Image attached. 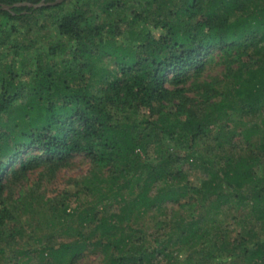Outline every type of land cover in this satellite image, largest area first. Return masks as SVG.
<instances>
[{
	"label": "trees",
	"instance_id": "1",
	"mask_svg": "<svg viewBox=\"0 0 264 264\" xmlns=\"http://www.w3.org/2000/svg\"><path fill=\"white\" fill-rule=\"evenodd\" d=\"M260 115L264 0H0V264H264V137L234 145ZM81 154L72 189L14 196Z\"/></svg>",
	"mask_w": 264,
	"mask_h": 264
},
{
	"label": "rangeland",
	"instance_id": "2",
	"mask_svg": "<svg viewBox=\"0 0 264 264\" xmlns=\"http://www.w3.org/2000/svg\"><path fill=\"white\" fill-rule=\"evenodd\" d=\"M47 17L43 18L41 22H45ZM40 26V23L38 24ZM50 29V28H49ZM47 29L44 28L42 31L39 32V40L41 42H44L45 40L42 38L47 36L48 32ZM38 36V34H37ZM219 51L217 50L214 54L213 61L208 65L207 69L203 73L202 79H209L212 76H219L223 72L224 64L221 63V56L218 53ZM113 62V61H112ZM223 62V60H222ZM108 64L112 65L111 61H107ZM104 63V64H107ZM262 115L258 117H252V116H245L244 119L242 120L243 123L241 124L238 122V127H237V132L242 131V127L245 126H251L254 123L259 124V130L260 133L258 135L254 134L252 136L251 142H247L242 134L234 137V145L236 152L244 154L245 152L251 150L254 148L256 145L254 143H259L260 139L264 137V123L262 120ZM218 134V128H215L211 134L210 137L204 138L203 140L200 141L198 144L197 148H199L200 151L206 150L209 145L211 146H217L218 141L214 140V137ZM166 142V141H165ZM167 143V142H166ZM252 147H251V146ZM227 146V145H225ZM178 149V148H176ZM182 150L183 153H187V148L186 147H181L179 148ZM150 157H146L147 160H155L157 154L154 151L150 152ZM182 155V153H181ZM194 159V161H193ZM183 165L185 166V171L189 174L190 180L194 181L196 184H198L201 181V169L200 167V160H196V157L193 156L190 158V161L184 159L181 160ZM191 162H195L196 165L191 164ZM92 167V162L91 160L86 157L85 155L81 154L73 159V162L65 168H60V170L57 172L56 177L53 179H49V174L47 170H43L41 168H38L34 171H31L28 174V177L20 184H16V188L14 191V196L19 198L22 196V192L24 191L26 196L23 194L24 197L27 199H30L31 197L35 196L39 192H42L44 194L52 195V194H62V191L72 189L73 184L71 183V180L73 179H83L85 175L89 172L90 168ZM23 187V188H22ZM75 204V203H74ZM231 211L228 214L232 213H237L241 214L242 209L239 210L237 207L233 204L231 206ZM194 212V211H193ZM245 212V210H244ZM225 226H228L225 230ZM240 223L235 221L233 218L232 220H226L223 221L222 223V229L224 231H228L229 233H233L235 230H238L240 228ZM99 262V257L98 254H92L89 255L85 260H83L82 264H97Z\"/></svg>",
	"mask_w": 264,
	"mask_h": 264
},
{
	"label": "water",
	"instance_id": "3",
	"mask_svg": "<svg viewBox=\"0 0 264 264\" xmlns=\"http://www.w3.org/2000/svg\"><path fill=\"white\" fill-rule=\"evenodd\" d=\"M58 1H61V0H58ZM30 5V6H33V7H35V8H38V7H40V6H44V5H49L50 3H45L44 1H42V2H40V3H37V4H33V3H30V2H23V3H17V5ZM10 6H8V5H5V6H3V8H9Z\"/></svg>",
	"mask_w": 264,
	"mask_h": 264
}]
</instances>
